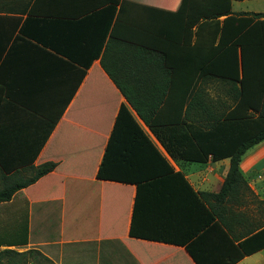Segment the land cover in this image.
<instances>
[{
    "label": "crops",
    "instance_id": "1",
    "mask_svg": "<svg viewBox=\"0 0 264 264\" xmlns=\"http://www.w3.org/2000/svg\"><path fill=\"white\" fill-rule=\"evenodd\" d=\"M98 1L0 0V185L56 164L0 204V243L26 226L27 244L9 249H34L54 264H224L237 254L230 241L264 222V141L239 164L246 186L222 201L208 195L220 191L229 158L173 159L162 142L204 157L258 131L250 107L258 111L264 83L259 48H246L253 64H245L241 96L232 52L219 54L214 25L185 26L188 0H119L110 40L109 13L85 11ZM246 1L232 0L231 13H256L235 9ZM121 107L181 179L163 175L148 145L125 128L115 149L131 151V164L121 166L140 185L96 178ZM235 109L251 117L224 121ZM79 215L81 223L67 218Z\"/></svg>",
    "mask_w": 264,
    "mask_h": 264
},
{
    "label": "trees",
    "instance_id": "2",
    "mask_svg": "<svg viewBox=\"0 0 264 264\" xmlns=\"http://www.w3.org/2000/svg\"><path fill=\"white\" fill-rule=\"evenodd\" d=\"M231 1L232 0H188L185 26L190 30L194 26L214 25L213 27H215V32L219 36L217 47L219 54L223 53L225 50L232 52L235 75L234 79L231 80L233 82H237L240 85V88L237 89L239 95L242 96V94L245 93L244 88L246 85L245 64H253L251 56L249 55L246 57V48H259L255 51H258L257 55H260V59L264 64V13L232 14ZM118 2L119 0H99L98 2H93L95 3L93 6L85 9L86 11L92 8H102L104 13H109L108 15L110 16L106 23V32L108 33L109 31V40L113 38L112 33H114V27L119 25L117 20H114L112 23L115 7L118 5ZM220 17H224V19L222 21H218ZM199 20H202V23H198ZM110 26L111 29L109 30ZM227 27L231 29V38L226 40L224 39L223 35L226 32ZM100 64L109 78L114 81V78L105 65L103 59H101ZM239 67H241V73ZM116 84L118 88H120L119 84ZM261 85L260 107L258 111H256V107H250L253 108V110H255L257 113V119L260 120V128L258 131L255 129L252 134L243 138L242 141H240L232 151H212L205 153L206 155L204 157L188 158L187 156H184L183 153L180 154L179 152L170 149L168 145L162 142L167 154L173 159L180 158L187 161L204 162L207 154H210L213 160L229 158V168L220 191L217 194L208 195L216 201L224 200L226 196L233 190V188L239 184V182H242L245 185V181L239 170V164L248 150L264 141V83ZM120 90L122 91L121 88ZM246 110L242 115L239 113L238 109H235L228 116V118H224V121L248 119L251 116L246 113ZM124 116L126 119L125 124L122 122L124 121V118H122ZM142 121L144 124H148L145 119ZM253 123L256 122L254 121ZM122 128H125L127 133L132 131L134 135L133 138L138 143H145L148 145L156 161L162 165L164 171L163 175H174L181 179V174L174 173L172 171L166 159L153 147L151 142L143 134L140 126L132 119L124 107L120 108L116 117L114 127L107 141L102 161L96 173L97 179L132 183L137 187L140 185L141 181H138L136 180L137 178H134L135 176L133 175V170H131L129 173L126 167L121 166L131 164V151L127 149H124V151H118L115 149L119 140L118 133ZM117 162L120 163V166H118L119 164H116ZM55 167V163H44L36 168L32 167L30 169L31 175L27 178L17 177L18 172L9 178H4L2 184L0 185V204L9 202L17 191L34 184L39 178L52 172ZM138 177H140V175ZM256 230L257 231L255 233H253V231L248 232L245 238L237 245H234L230 241L237 254L235 258H231L224 264H235L245 256L252 255L264 249V222H261ZM26 235L27 230L26 226H24L22 231L19 230L13 234L12 241L8 243H0V246L8 247L5 249H0V264H54L37 250L30 249L24 252H19L14 249H9V247H20L26 245ZM135 235L136 234L131 230L130 236L136 237ZM224 235L227 237L226 234ZM186 249L188 250L189 248L186 247ZM194 262L196 264H200L196 259H194Z\"/></svg>",
    "mask_w": 264,
    "mask_h": 264
},
{
    "label": "rangeland",
    "instance_id": "3",
    "mask_svg": "<svg viewBox=\"0 0 264 264\" xmlns=\"http://www.w3.org/2000/svg\"><path fill=\"white\" fill-rule=\"evenodd\" d=\"M234 7L235 9L241 8L244 11L261 13L264 11V0H247L244 4H235ZM260 173L261 175H264V173L262 172ZM67 218L76 219L77 222L81 223L85 217L84 215L83 216L79 215V216H67ZM248 264H264V252H261L257 256L253 257V260L248 262Z\"/></svg>",
    "mask_w": 264,
    "mask_h": 264
},
{
    "label": "built area",
    "instance_id": "4",
    "mask_svg": "<svg viewBox=\"0 0 264 264\" xmlns=\"http://www.w3.org/2000/svg\"><path fill=\"white\" fill-rule=\"evenodd\" d=\"M263 173H264V171H263ZM263 177H264V175H262Z\"/></svg>",
    "mask_w": 264,
    "mask_h": 264
}]
</instances>
